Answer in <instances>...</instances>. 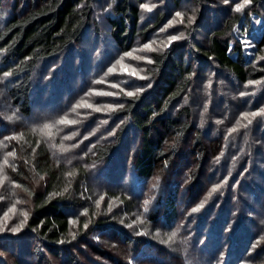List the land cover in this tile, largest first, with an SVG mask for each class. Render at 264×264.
Listing matches in <instances>:
<instances>
[{
  "label": "trees",
  "instance_id": "1",
  "mask_svg": "<svg viewBox=\"0 0 264 264\" xmlns=\"http://www.w3.org/2000/svg\"><path fill=\"white\" fill-rule=\"evenodd\" d=\"M168 1L176 7L183 0ZM188 1L198 8L197 25L187 28L184 42L150 54L153 62L146 71L143 90L119 98L117 105L122 107L111 112L106 125L88 118L85 131L77 128L85 135L84 146L90 148L78 151L81 160L69 164L63 156L54 157L46 136L38 135L21 119L32 118L35 107H49L60 98L44 93L45 88L38 92L45 81H37V75L44 72V77L54 79L59 73H52L56 61L70 53L68 59L87 31L99 34L95 0H12L10 4L0 0L1 92L10 116L21 121L0 116V148L3 155L12 153L4 172L14 192L16 187L18 195L22 190L20 200L29 211L24 237L32 238L27 254L35 264H52V260L90 264L94 257L103 264H264V123L261 131L248 126L229 133L232 120L230 124L225 121L221 109L223 104L233 103L227 100L231 96L213 92L210 98L204 84L197 83H204L205 74L215 70L217 81L221 78L231 86L238 85L233 89L237 110L240 87L249 81H264L263 63L254 65L248 60L237 38L262 20L264 0H251L244 14L229 13L220 21L216 13L213 27L209 20L202 24L201 10L217 5L216 1ZM164 18L160 14L141 29L133 3L112 0L108 36L113 47L125 53L137 39L144 40L158 30ZM261 23L254 38L255 54L264 51V20ZM198 32L202 43L194 40ZM85 52L97 58L93 67L97 73L81 81L78 93L82 94L98 90L104 72V56L101 59L96 50ZM69 60L70 71L63 72L66 89L74 84L70 72L76 58L70 56ZM80 63L82 77L93 71L88 56H82ZM196 67L199 74L193 78ZM6 71L8 77L3 76ZM58 81L47 85L56 88ZM194 97L200 107L193 103ZM205 103L209 105L202 114ZM214 107L219 109L215 116L210 114ZM260 107L264 114V100ZM240 111L251 113L255 108L241 106ZM263 119L264 115L259 116L256 122ZM249 134L254 138L251 144L244 141ZM231 137L235 143L229 141ZM80 140L74 139L72 144L82 146ZM91 180L105 192L104 200H114L117 210H109L107 203L100 211L94 210L91 204L98 198L91 194ZM33 181L41 182L40 192L30 187ZM109 188L115 190L109 192ZM145 200H149L147 211ZM85 209L87 229L82 220L76 226L68 223L75 211L84 213ZM173 232L176 235L169 241ZM93 235L111 236L114 245L90 242ZM15 238L11 234L0 238V264H27L22 250L25 240L20 243ZM61 240L65 243H58ZM86 241L84 256L76 246Z\"/></svg>",
  "mask_w": 264,
  "mask_h": 264
},
{
  "label": "rangeland",
  "instance_id": "2",
  "mask_svg": "<svg viewBox=\"0 0 264 264\" xmlns=\"http://www.w3.org/2000/svg\"><path fill=\"white\" fill-rule=\"evenodd\" d=\"M23 1L28 2V0H23ZM130 1L138 10V20L141 25V29H145L149 27L151 24H153L155 19L160 14H165V18L160 24L158 30L149 34L144 40L141 39L136 40V43L128 51L129 53H131V55L125 56L124 53H121L116 48H114L108 36L109 25H108L107 17L109 12V5L112 2V0H95L94 17L97 24L99 25V30H98L99 34L96 35L95 31L93 30L87 31L81 43L77 45L73 53L69 55V57L75 56L76 58V64L74 65L72 72H70L72 73L74 84H71V86H69L68 89H66L67 84L63 82L64 69L68 70V67L70 68L69 57L67 59V56L70 53H67L66 58L64 56L63 58L57 60L55 63V68L52 73H54L56 70H58L59 72L58 75L54 78L55 81L59 80L58 81L59 84L57 83L55 85L57 86L56 88H52V86L50 88L47 85L49 82H51L50 85H53L55 81H53L54 79L50 78L49 76L44 77L43 76L44 72H39V75H37V81L40 79L42 83L43 81H45L44 85L41 84L42 87L39 88H38V83H36L37 84L36 88H38V92H41V89L45 88L44 93L51 92L56 95L58 94L60 98L55 101H51L52 103H50L49 107H44L39 109V106H37L36 104L37 107H35L34 116L28 119H21V121L25 123V125L30 123L31 129L37 132L38 135L39 134L41 136L45 135L46 139L51 144L50 148L53 151L54 157L58 158L63 156L64 158H66L69 164L77 162L78 159L81 160V156H78V154L81 153L78 151L82 150L86 152L87 149L89 150L90 148V147L88 148V146H84L83 140L85 139L84 138L85 135L84 134L81 135V133L79 132L80 130L77 131V128L79 129L80 127L81 131L82 130L85 131L87 129L88 126L87 122L89 119H93L94 123L97 122L100 126L106 125V123L109 121V115L111 114V112H113V110L116 109L117 100L122 96H128L127 95L128 92H132L133 94L140 92L137 91V89L142 88L144 86L142 83L148 79L146 75V71L149 68L150 63H148L147 59H139V57H147L148 59H150V54L153 51H160L166 49L163 46L167 43V37L169 35H176L180 37L178 40L174 41L172 45L175 43L180 44L184 42L186 40L185 38H186L187 28L192 25L193 26L197 25L198 8L193 6L191 2L188 0H183L176 7L171 5L168 0H130ZM215 1L217 5L211 8L205 7V9L201 10L203 16L207 17L205 19L202 16L201 21L203 25H206L208 20H209L208 22L209 26L211 25V27H213L214 25H216L217 24L215 23L216 13H219L217 21L218 20L220 21L222 20L221 19L222 17H224L226 14L229 13L244 14V12L249 7V3H248L240 11H235L234 3L244 4V0H229V4H224L223 0H215ZM11 2L12 0H3V4H10ZM142 3L151 7L152 10L147 11L146 9L140 8V4ZM215 10H217L218 12H214ZM261 10H263L261 11V14L263 15L261 19L264 20V7ZM178 11L183 14L182 17L175 16V13ZM193 14H195L196 20L194 21V23L188 24L187 17ZM170 20L172 21L171 25H169ZM181 20H183V23H181ZM262 20L260 21V23H257V20L253 23L254 27L251 32L246 31L245 35L243 34V37L241 38L237 36V38H239V41L241 39H246L252 45L251 47H247V48L243 47V48L245 50V56L247 57L248 60H251L254 65H261L262 63L264 65V59H260V57H264V51H261L258 54L252 52V49L254 48V44H255L254 38L257 37L258 35L259 27L262 24L261 23ZM195 35L196 36L194 37V40L197 41L198 43H202L203 40H202L201 32H198ZM146 43L150 44L151 50L143 48V45ZM92 50L99 51L101 59L104 56L103 58L104 60L102 61L104 65V72L102 77L98 79L100 86L96 87L98 90H94V91L90 90L87 94L78 93L79 92L78 88L82 89L83 87V85L80 86L81 81L82 82L88 81V78H91L92 76L91 74L96 72L95 68L93 69V67L97 58L92 56V53L88 54V52H85V51L90 52ZM82 56L83 58L84 56L89 57V60H91V66L93 70L92 72L87 73L85 77L81 76L83 71L82 65L81 67H79V65L82 63V62L80 63V61L82 60ZM117 60H119L120 63H116ZM66 61H68V64L66 63ZM192 64H194L193 60H192ZM125 67L129 71H135L136 75L135 76L129 75V72L124 70ZM109 68H112L113 71L109 72L108 71ZM196 69L197 70L196 71L194 70V74L192 75L193 78L197 77L199 74V68L196 67ZM46 71H48V69H46ZM77 72L79 73L77 74ZM203 82L204 83H202L199 80L197 83L199 85L204 84V87H206L205 92L206 94H208L210 98L212 97L213 92H215L216 95H220L223 92L226 93L227 96H231L230 99L227 97V100L233 101V103L223 104V106L221 105L222 113L225 115L224 116L225 121L229 122L230 124L232 120L230 125L233 126L230 127L229 129H233L235 130V132H237L240 129L246 130L248 126L249 127L252 126L255 129H259V131L262 130L263 128L262 124L264 123L263 122L264 119L262 121L260 120L261 123H259L258 121L256 122V118L264 115L262 114V111L260 109L261 102L262 100H264V81H257V83L255 84H249L247 82L240 87V89L237 91L238 94H236L237 98L240 99L239 108L241 109V106L242 108L246 107L247 109L255 108V111H252L258 113L255 117L251 115H247L248 112L245 111L241 112L239 108H238L239 110L238 109L236 110V106L234 105L235 98L233 95L234 93L233 89L239 88L238 85L235 84L231 86L229 85V83L224 82L221 78L219 81H217L215 70L211 71L210 74L209 73L205 74ZM113 85H117V87H113ZM2 89L3 86H1L0 83V116L5 118V120H12L13 122L16 121V123L20 124L21 122L20 118L17 119L18 117H14V118L11 117L10 113L7 111L8 107L7 105H5L6 102L5 99L3 98V93L1 92ZM121 89H123V91H121ZM240 92H244L245 95L240 96L239 95ZM72 94L74 95V97H72ZM197 99H198L197 97H194L193 103L197 105V107H200V103L198 102ZM109 105H112L113 107H108ZM208 105L209 103H205L203 105V108L201 110L202 114L206 113L207 111L206 108L208 107ZM97 108H99L100 111H96ZM218 110L219 109L214 107V111L212 110L210 114L215 116V113H218ZM51 111H53L54 114H50L49 112ZM58 112H62V113L58 114ZM241 113H244L245 115L241 116ZM10 117L11 119H9ZM62 119L64 121H67V123H61L60 121ZM72 121H74V123H72ZM249 121H252V123L249 124ZM8 125H10V123ZM9 127H11V125ZM51 135L53 136L52 140L50 139ZM235 137L238 138V136ZM77 138L79 139L81 138L79 144L82 143V146L77 144H72V141ZM235 140H236L235 138L229 139L231 143H235ZM244 141L246 143L249 142V144H251L252 141H254V138L252 137L251 134H249V136L245 137ZM1 149L2 148H0V197H3V199H0V229L20 227V230L15 234H13L10 231L0 230V238L4 237V235L6 234H11L12 236L16 237L15 239L18 238L20 243L24 238L23 240H25L24 241L25 244L22 250L23 252H26V255H24L25 258L23 257L24 258L23 261L25 263L27 262V264H35L34 260L31 257H29V254H27L29 249H31L30 246L32 245L33 241L32 238L30 237H26V238L24 237L25 218L23 215H21L22 212L28 213L29 211L27 205L24 204V201L20 200V195L22 190H20V195H18L19 190L17 189V187H16L17 191L14 192L15 190L14 185L5 175L4 166L10 163L7 159L9 155H7V153L3 155ZM185 163H188V161H185ZM183 164L184 163L182 162L181 165ZM90 185L92 188H94L91 189V194H94L93 197L98 198L97 201H99V204H97V202L95 203L93 202L91 204L92 206H95L94 207L95 211L96 210L100 211L101 210L100 207H102L105 203L108 204L107 206H109V208H112L109 210H113V209L117 210V205L116 206L114 205L115 204L114 200L112 199L104 200L105 192L99 191L98 189L99 186L97 185V183L92 182L91 180ZM30 187H33V190L35 189L34 191L40 192L42 188L41 182L40 181L39 182L35 181L34 183L31 182ZM108 190L109 192H112L115 189L109 188ZM13 192L16 194H13ZM28 203L29 201L27 202V204ZM6 212L8 214L7 217H5L4 215ZM85 214L86 211H84V213L82 211L81 212L75 211V213L72 216V220L74 221L73 225L76 226L78 224L77 221L79 220H82L84 221V223L89 224V220H87V216H84ZM21 222H23L22 227H21ZM95 236L96 235H93L91 237L90 242L93 243L104 242V244L109 242L111 245H114L113 243L114 241L110 240L112 238L111 236L100 235L101 237H99L97 235L99 237L98 240L93 238ZM18 240H16V242ZM86 243L87 241L81 242L78 246H76L77 250H79L81 254H84V256L87 254ZM7 244L8 243H6V246ZM79 252L77 253L75 252V253L79 256L81 261H85L79 255ZM89 262L90 264H93L95 262H101L100 264H103L102 263L103 261H100L95 257L93 258L92 261ZM52 264H58V263L52 260Z\"/></svg>",
  "mask_w": 264,
  "mask_h": 264
},
{
  "label": "snow or ice",
  "instance_id": "3",
  "mask_svg": "<svg viewBox=\"0 0 264 264\" xmlns=\"http://www.w3.org/2000/svg\"><path fill=\"white\" fill-rule=\"evenodd\" d=\"M250 2H251V0H244V4L234 3V9H235V11H240V10H241L246 4H248V3H250ZM223 3H224V4H229V0H223ZM140 8H142V9H146L147 11H151V10H152L151 7H149L148 5L143 4V3L140 4ZM182 15H183V14H182L181 12H179V11L175 13V16H176V17H182ZM195 20H196V16H195V14H193V15H189V16L187 17V22H188V24H192V23H194ZM181 23H183V20H181ZM257 23H260V21H257ZM171 24H172V21L170 20V21H169V25H171ZM179 38H180V37H178V36H176V35H169V36L167 37V43H166L163 47H164V48H168V47H170V46L172 45V43H173L174 41L178 40ZM240 44H241L243 47H245V48H247V47H251V46H252V45L250 44V42H249L248 40H246V39H241V40H240ZM143 48H144V49H149V50H151V49H150V44H149V43L144 44V45H143ZM124 55H125V56H129V55H131V53H129V52H125ZM139 59H147L148 63H152V62H153L151 59H148L147 57H139ZM260 59H264V57H260ZM116 63H120V61L117 60ZM122 67H123V66H122ZM124 70H125V71H128V72H129V75H132V76H135V75H136V72H135V71H129L126 67L124 68ZM108 71H109V72H112L113 69H112V68H109ZM9 75H10V73L7 72V71L3 73V76H4V77H8ZM248 83H249V84H255V83H257V81H249ZM150 86H151V85H149V87H150ZM113 87H117V85H113ZM142 90H143L142 88H138V89H137V91H142ZM121 91H123V89H121ZM109 94H111V93H109ZM127 95H128V96H132L133 93H132V92H128ZM239 95H240V96H244L245 93H244V92H240ZM108 107H113V106H112V105H109ZM116 107H122V106H121V105H116ZM96 111H100V109L97 108ZM257 114H258V113H256V112H251V113H248L247 115H251V116L255 117ZM244 115H245L244 113H241V116H244ZM9 119H11V117H10ZM60 122H61V123H67V121H64L63 119H62ZM72 123H74V121H72ZM250 123H252V121H249V124H250ZM231 131H233V129H229V132H231ZM109 135H112V133H109ZM12 138H14V137H12ZM5 139H10V137H5ZM7 154H8V155H12L11 152H9V153H7ZM245 171H247V169H246ZM241 175H243V173H241ZM216 187H219V186L217 185ZM213 191H215V187L213 188ZM0 199H3V197H0ZM97 204H99V201H97ZM148 204H149V200H145V201H144L145 211L148 210L147 207H146ZM197 207H199V205H198ZM10 210H11V209H10ZM85 211H87V210L85 209ZM192 211L195 212V211H196V208L192 209ZM4 215H5V217H7V215H8L7 212H6ZM21 215H23L24 218H25V220H26V219H27V216H28V213H27V212H22ZM138 219H139V217H138ZM68 223L72 224V223H74V221H73L72 219H69ZM134 223H135V222H134ZM22 224H23V222H21V227H22ZM88 227H89V224H88V223H85V224H84V228L87 229ZM129 227H131V225H129ZM0 230L10 231V232H12L13 234H15V233L19 232L20 227H16V228H7V229H0ZM175 235H176V233L173 232L172 235L168 237V240H169V241L172 240L173 236H175ZM72 238H73V239L76 238V237H75V234H73V237H72ZM93 238H94V239H97V240L99 239L98 236H95V237H93ZM58 243L63 244V243H65V241L61 240V241H58ZM164 243H168V241H164ZM129 264H131V261H129Z\"/></svg>",
  "mask_w": 264,
  "mask_h": 264
}]
</instances>
